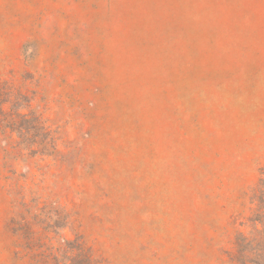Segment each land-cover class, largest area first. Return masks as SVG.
<instances>
[{
  "label": "rangeland",
  "instance_id": "374dc122",
  "mask_svg": "<svg viewBox=\"0 0 264 264\" xmlns=\"http://www.w3.org/2000/svg\"><path fill=\"white\" fill-rule=\"evenodd\" d=\"M0 100V264H73L72 243L233 264L258 239L264 0H0Z\"/></svg>",
  "mask_w": 264,
  "mask_h": 264
},
{
  "label": "trees",
  "instance_id": "16d2710c",
  "mask_svg": "<svg viewBox=\"0 0 264 264\" xmlns=\"http://www.w3.org/2000/svg\"><path fill=\"white\" fill-rule=\"evenodd\" d=\"M8 93H10L9 87L4 93L5 96ZM11 109L14 110V106H12ZM15 117L22 121V123L17 124V122L14 120ZM1 122L6 128L15 131L19 138L25 137L27 135V129H29L28 131L34 132L33 137H37L35 134H37L38 131H40L42 138L47 134V132L44 131V128L40 126L36 117L27 118L26 115L10 112L9 114L3 115ZM38 146H40L42 151L47 153L50 150V147L53 148V140H50L49 138L48 144L44 142H38ZM253 201L256 202L257 206V211L253 218V222L255 225H260L262 229L258 231V239H249L242 234H238L235 242V254L232 259L233 264H264V180L259 182V186L254 192ZM71 243H67V245L69 246ZM72 245L73 246L70 247V249L76 251V261H73V264H92L90 255L81 244L78 245L77 243H72Z\"/></svg>",
  "mask_w": 264,
  "mask_h": 264
}]
</instances>
